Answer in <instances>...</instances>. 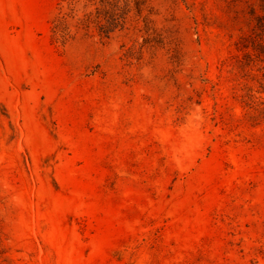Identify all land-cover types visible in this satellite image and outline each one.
Masks as SVG:
<instances>
[{"label":"rangeland","instance_id":"374dc122","mask_svg":"<svg viewBox=\"0 0 264 264\" xmlns=\"http://www.w3.org/2000/svg\"><path fill=\"white\" fill-rule=\"evenodd\" d=\"M257 0H0V264H264Z\"/></svg>","mask_w":264,"mask_h":264},{"label":"trees","instance_id":"16d2710c","mask_svg":"<svg viewBox=\"0 0 264 264\" xmlns=\"http://www.w3.org/2000/svg\"><path fill=\"white\" fill-rule=\"evenodd\" d=\"M259 7L250 11L253 19V32L250 35L242 36L238 46L247 55L257 52L264 46V0H257Z\"/></svg>","mask_w":264,"mask_h":264}]
</instances>
